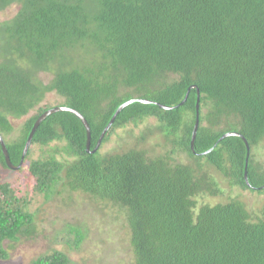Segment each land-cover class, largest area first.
<instances>
[{"label": "trees", "instance_id": "16d2710c", "mask_svg": "<svg viewBox=\"0 0 264 264\" xmlns=\"http://www.w3.org/2000/svg\"><path fill=\"white\" fill-rule=\"evenodd\" d=\"M13 4L17 12L0 23V134L13 164L52 108L85 117L92 151L123 103H157L125 107L95 153L75 114L49 115L20 169L34 192L66 207L78 194L94 204L93 215L125 235L122 264H264V207L251 211L241 194L227 195L264 197V0H0V11ZM146 122L166 150L147 147L143 133L107 150L123 129ZM231 133L241 136L222 138ZM38 147L50 154L34 158ZM0 167L13 170L1 145ZM40 226L1 183L0 259ZM69 231L75 247L30 264H73L71 249L97 237L86 224Z\"/></svg>", "mask_w": 264, "mask_h": 264}, {"label": "rangeland", "instance_id": "374dc122", "mask_svg": "<svg viewBox=\"0 0 264 264\" xmlns=\"http://www.w3.org/2000/svg\"><path fill=\"white\" fill-rule=\"evenodd\" d=\"M19 9V6L13 4L4 11H0V23L11 18ZM54 100L55 98H51ZM32 114V113H31ZM15 124V122L13 123ZM16 127V125H15ZM17 128V127H16ZM145 135V145L151 147L157 145V149L166 150L168 146L161 133L158 134L155 127L146 122L141 123L139 127L128 126L120 133V136H114L112 141L108 144L107 150L120 149L117 145L119 140L132 139L136 144L137 136ZM144 140V138H142ZM139 140V139H138ZM130 147V144H129ZM161 148V149H160ZM124 149L122 146L121 150ZM36 157L46 158L50 152L47 147H38L36 150ZM177 156L180 160H186L184 154L178 153ZM260 160L264 162V147ZM188 161V160H187ZM186 162V161H185ZM9 183L17 190V194L22 201V205L27 207L30 214L35 215V222L40 224L41 228L34 235L29 237H22L18 242H14L15 248L8 259H0V264H30V262L42 254L51 252L54 248L62 249L65 244L69 242L73 245V235L65 231L67 224L77 225V227H88L92 233H96V238L92 237L91 240L85 241L80 248H72L70 252V259L73 264H122L126 259V242L125 235L119 230V226L115 224H107L101 222L102 216L95 213L94 204H88V200L78 194L76 197V206L66 207L55 200L46 201L43 196L34 192V181L26 173L25 170L14 171L7 170L0 167V184ZM232 194L227 193L228 196L237 197L241 194V199L249 209L259 212L264 207V197L256 196L250 192H238L232 190ZM259 195V194H258ZM226 198H219L220 203L224 202ZM88 202V203H87ZM99 215V214H98ZM95 226H98L94 229ZM109 229H115L109 231Z\"/></svg>", "mask_w": 264, "mask_h": 264}, {"label": "water", "instance_id": "95a60500", "mask_svg": "<svg viewBox=\"0 0 264 264\" xmlns=\"http://www.w3.org/2000/svg\"><path fill=\"white\" fill-rule=\"evenodd\" d=\"M195 87V86H193ZM191 87V88H193ZM191 88H189L188 92L191 90ZM188 97V94L186 95L184 101L187 99ZM136 101H139V102H142V103H154V104H157L155 102H152L150 100H146V99H133V100H129L125 103H123L118 109L117 111L115 112L114 116L112 117L110 123L108 124V126L105 128V130L103 131V133L101 134L98 142H97V145L95 147L94 150L91 151V128L88 124V121L85 119V117L79 113L78 111L72 109V108H69V107H63V106H57L55 108H52L48 111H46L42 116H40L38 118V120L36 121L33 129L31 130L30 134H29V137L27 139V142L25 144V147H24V150H23V154H22V159H21V163H20V166L24 163V160H25V157L27 155V152L29 150V147L31 145V142H32V138L37 130V128L40 126V124L51 114H54L56 112H60V111H69L73 114H75L81 121L82 123L84 124L85 128H86V131H87V143H86V149L88 152H92V153H95L101 146L102 144V141L106 135V133L108 132L109 128L112 126V124L114 123L115 119L117 118L118 114L127 106H129L130 104H132L133 102H136ZM161 107L165 108V109H170V107H167V106H164V105H161L159 104ZM199 105H200V93L198 91V99H197V103H196V109H197V115H196V123H195V127H194V130H193V134H192V140H191V147L192 149H194V143H195V140H196V137H197V132H198V129H199V125H200V121H199ZM228 135H237V136H241L239 134H226L224 135L222 138H225L226 136ZM0 145H1V148H2V152L4 154V157H5V162L7 163L8 167L9 168H12V169H18L20 168L19 167H14L12 165V162H11V159H10V155H9V152H8V149H7V146H6V143L2 137V135L0 134ZM249 159V153H248V157H247V160H246V164H245V171H244V177H245V181L246 183H249V179H248V160Z\"/></svg>", "mask_w": 264, "mask_h": 264}, {"label": "flooded vegetation", "instance_id": "af4514ba", "mask_svg": "<svg viewBox=\"0 0 264 264\" xmlns=\"http://www.w3.org/2000/svg\"><path fill=\"white\" fill-rule=\"evenodd\" d=\"M20 163H21V162H20ZM12 165H13L14 167H19V166H20V164L16 165V164H13V163H12ZM22 165H23V164H22ZM22 165H21V166H22ZM21 166H20V168H18V169H13V170H14V171H16V170L18 171V170L21 169Z\"/></svg>", "mask_w": 264, "mask_h": 264}]
</instances>
